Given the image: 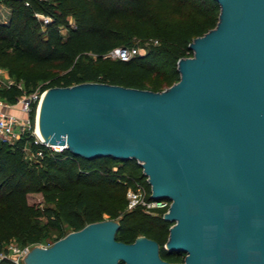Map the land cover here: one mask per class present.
<instances>
[{
  "label": "water",
  "instance_id": "obj_1",
  "mask_svg": "<svg viewBox=\"0 0 264 264\" xmlns=\"http://www.w3.org/2000/svg\"><path fill=\"white\" fill-rule=\"evenodd\" d=\"M216 1L215 26L168 87L52 86L39 110L42 142L141 164L151 197L170 199L164 248L183 261L144 235L117 240L104 219L32 247L24 264H264V0Z\"/></svg>",
  "mask_w": 264,
  "mask_h": 264
},
{
  "label": "trees",
  "instance_id": "obj_2",
  "mask_svg": "<svg viewBox=\"0 0 264 264\" xmlns=\"http://www.w3.org/2000/svg\"><path fill=\"white\" fill-rule=\"evenodd\" d=\"M0 2L10 9L8 21H0V67L16 80L0 89L9 103L24 93L18 81L26 93L41 81L38 93L82 82L160 91L179 80L178 59L193 54L188 44L214 27L219 14L216 0ZM37 14L51 19L44 23ZM135 39L148 42L144 54L129 60L106 56L118 46H138ZM53 64L63 73H50L46 67ZM37 106L33 99L31 130L13 144L0 143V252L7 254L5 246L12 240L36 245L53 232L59 239L90 222L114 219L119 223L117 240L129 243L144 235L158 242L163 259L182 262L183 252L164 248L172 225L163 217L170 199L151 211L141 205L128 208L129 187L142 185L146 198L153 199L141 164L135 158H86L68 148L34 143ZM26 145L42 155L29 158ZM34 193L42 198L37 203L29 201ZM0 264L18 263L3 256Z\"/></svg>",
  "mask_w": 264,
  "mask_h": 264
},
{
  "label": "built area",
  "instance_id": "obj_3",
  "mask_svg": "<svg viewBox=\"0 0 264 264\" xmlns=\"http://www.w3.org/2000/svg\"><path fill=\"white\" fill-rule=\"evenodd\" d=\"M28 4V2H25ZM38 15V14H37ZM44 23L48 22L51 18L45 15H38ZM155 43L157 40L154 41ZM137 55H140V48L136 45L131 46H118L111 50L106 56L120 58L122 60H129ZM10 83L7 87H9ZM44 92V91H43ZM43 92H36L29 96L20 98L21 110L26 115L25 118H21L19 115L12 111H9L7 107L12 106V103H5L0 100V143L13 144L18 140L23 133L31 130V124L29 119L30 103L33 99L40 101ZM32 133L35 136V129H32ZM41 142L47 146L57 149L55 146L42 142L35 136L34 143ZM60 149V148H59ZM25 153L29 158H37L42 155L41 150L32 151L29 145L25 146ZM128 208L131 209L136 205H141L145 210L151 211L154 207L164 206L167 204L165 199H147L146 191L142 185H136L135 187H129L127 190ZM30 250V245H22L13 249L15 256H11L8 252L4 254L0 252V258L3 256L11 257L16 263L20 264V259L25 256Z\"/></svg>",
  "mask_w": 264,
  "mask_h": 264
},
{
  "label": "rangeland",
  "instance_id": "obj_4",
  "mask_svg": "<svg viewBox=\"0 0 264 264\" xmlns=\"http://www.w3.org/2000/svg\"><path fill=\"white\" fill-rule=\"evenodd\" d=\"M8 19H9V9H6L4 6H2L0 4V20L7 22ZM70 22H72L71 19H70ZM63 31H65V30L63 29ZM135 43H137V45L140 48V54H144L148 50V46H149L148 42H146V41L142 42L141 40L135 39ZM111 58H114V57H111ZM46 69L48 71H50V73H63V70L60 68L59 64L50 65V66L46 67ZM151 79H153V78H151ZM44 82L45 81L39 82L38 87ZM10 83L14 84V83H16V80L14 79L13 76L9 75L8 71L5 68L0 67V89L7 87ZM17 85H18V87L20 89H22L24 91V93L19 96V98H18V100L16 102L12 103L13 104L12 106L7 107V108H8L9 111L14 112L15 114L19 115L21 118H23V117L25 118L26 115L21 110V103H20L19 100H20V98H22L24 96L27 97V96H29V95H31L33 93L38 92V87L32 92L26 93L24 85L22 84L21 81H18ZM0 100L2 102L9 103V102L5 101L1 97H0ZM36 115H35V126H34V129L36 127V117H37ZM35 136H36V134H35ZM41 199H42L41 195L38 194V193H34V194H30L29 195V201L30 202L37 203ZM56 237H57L56 233L53 232L47 238H45L41 243L36 244V245L50 246L57 240ZM36 245H30V250H31L32 247H34ZM21 246L22 245L17 240H12L5 247H6L7 251H8V253L11 256H15V254L13 252V249L16 248V247H21ZM23 259H24V256L20 259V264H24Z\"/></svg>",
  "mask_w": 264,
  "mask_h": 264
},
{
  "label": "bare ground",
  "instance_id": "obj_5",
  "mask_svg": "<svg viewBox=\"0 0 264 264\" xmlns=\"http://www.w3.org/2000/svg\"><path fill=\"white\" fill-rule=\"evenodd\" d=\"M44 94H42L43 96ZM41 100H42V97L40 99V101L38 102V106H37V111H36V127H35V134L36 136L40 139V140H43L42 136H41V133H40V130H39V125H38V118H39V110H40V105H41ZM56 148H60L61 146L60 145H55Z\"/></svg>",
  "mask_w": 264,
  "mask_h": 264
},
{
  "label": "crops",
  "instance_id": "obj_6",
  "mask_svg": "<svg viewBox=\"0 0 264 264\" xmlns=\"http://www.w3.org/2000/svg\"><path fill=\"white\" fill-rule=\"evenodd\" d=\"M0 4L2 5V6H4L6 9H9L7 6H5L4 4H2L1 2H0ZM9 14H10V9H9ZM1 21V20H0ZM2 22H5V21H2Z\"/></svg>",
  "mask_w": 264,
  "mask_h": 264
}]
</instances>
